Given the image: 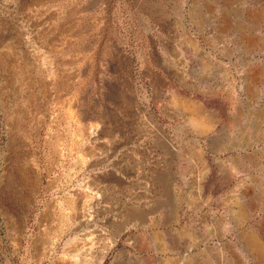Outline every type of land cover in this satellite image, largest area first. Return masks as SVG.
<instances>
[{"label": "rangeland", "instance_id": "1", "mask_svg": "<svg viewBox=\"0 0 264 264\" xmlns=\"http://www.w3.org/2000/svg\"><path fill=\"white\" fill-rule=\"evenodd\" d=\"M0 264H264V0H0Z\"/></svg>", "mask_w": 264, "mask_h": 264}, {"label": "bare ground", "instance_id": "2", "mask_svg": "<svg viewBox=\"0 0 264 264\" xmlns=\"http://www.w3.org/2000/svg\"><path fill=\"white\" fill-rule=\"evenodd\" d=\"M20 64H21V63H20ZM27 64H28V63H27ZM22 67H23V69H22ZM26 67H27V66H26ZM26 67H24V65H22L21 68H20V66H19V70L22 69L21 73L24 72L23 74H26L25 72L28 71V70L26 71ZM24 68H25V71H24ZM18 72H19V71H18ZM18 72H17V73H18ZM18 74H19V73H18ZM29 74H30V73H29ZM29 74H28V75H29ZM21 75H22V74H21ZM30 75H31V74H30ZM19 76H20V75H19ZM50 76H51V79H54V78H55L54 74H50L48 77H50ZM21 77H24V78H22V79H25V78H27L28 76L26 77V76L22 75ZM28 78L30 79V77H28ZM15 79H16V78H15ZM29 79H28V80H29ZM49 79H50V78H49ZM24 81H25V80H24ZM35 81H36V80H35ZM24 83L27 84V86L29 87V89H30V87H32V85H33V84L31 83V81H28V83H27V81H26V82H24ZM24 83H23V84H24ZM36 84H38V82H36ZM38 85H40V84H38ZM27 86H26L25 88H28ZM36 86H37V85H36ZM37 87H40V86H37ZM59 87H60V86H59ZM42 89H44V88H41V87L39 88V90H41V91H42ZM32 90H33V87H32ZM30 91H31V90H30ZM30 91H29V92H30ZM37 91H38V89H37ZM35 92H36V91H35ZM35 92H34V93H35ZM42 92H44V90H43ZM30 93H31V92H30ZM32 94H33V91H32ZM33 96H34V95H33ZM34 97H35V96H34ZM34 97H33V98H34ZM33 98L31 97V99H33ZM201 109H202V108H201ZM201 126H202V125H201ZM78 127H79V126H78ZM80 128H82V127H80ZM202 128H204V127L202 126ZM75 129H76V128H75ZM77 129H78V128H77ZM88 129H89V128H87V127H86V128H82V129H79V132H77V134L79 133V134H78L79 137H80V138L83 137L85 140H86V139H89L90 137H94L95 132H94V133H93V132L91 133L90 131H88ZM84 139H82V140H84ZM94 140H95V139H94ZM92 141H93V140H92ZM94 177H95V176H94ZM83 182H84V181H83ZM85 183H86V182H85ZM93 187H94V186H93ZM94 189L96 190L95 187H94ZM94 189H93V190H94ZM78 192H79V191H78ZM95 192H96V191H95ZM68 194H69L70 196H72V197H73V195H75L74 192H73V193H68ZM77 195H78V193H77ZM66 196H68V195H66ZM72 197H70L71 199H69L68 201H72V202H73L74 199H75L76 197H75V198L73 197V199H72ZM72 202H71V203H72ZM74 203H75V202H74ZM93 205H95V204H93ZM73 206H74V205H73ZM86 208H88V207H86ZM83 210H84V207H82V208L80 209V211L78 210V214H75V215H80V213H82ZM75 212H76V211H75ZM87 212H88V210H87ZM76 213H77V212H76ZM85 214H86V213H85ZM87 215H88V217H89L90 214H87ZM84 216H85V215H84ZM76 219H77V218H76ZM49 249H50V247H49ZM51 251H52V250H51Z\"/></svg>", "mask_w": 264, "mask_h": 264}]
</instances>
